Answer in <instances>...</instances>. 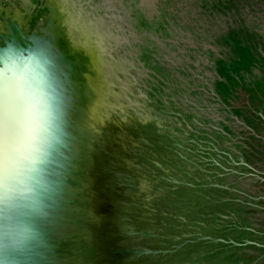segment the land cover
I'll return each mask as SVG.
<instances>
[{
	"label": "rangeland",
	"instance_id": "obj_1",
	"mask_svg": "<svg viewBox=\"0 0 264 264\" xmlns=\"http://www.w3.org/2000/svg\"><path fill=\"white\" fill-rule=\"evenodd\" d=\"M66 137L0 264H264V0H0Z\"/></svg>",
	"mask_w": 264,
	"mask_h": 264
},
{
	"label": "clouds",
	"instance_id": "obj_2",
	"mask_svg": "<svg viewBox=\"0 0 264 264\" xmlns=\"http://www.w3.org/2000/svg\"><path fill=\"white\" fill-rule=\"evenodd\" d=\"M65 137L63 97L47 50L0 47V211L8 245L36 238L26 217L44 206Z\"/></svg>",
	"mask_w": 264,
	"mask_h": 264
}]
</instances>
